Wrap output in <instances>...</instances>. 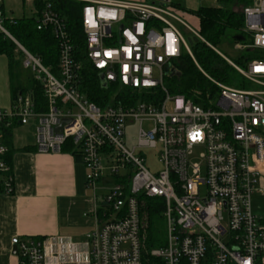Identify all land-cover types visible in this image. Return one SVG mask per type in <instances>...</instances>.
<instances>
[{"label":"built area","instance_id":"built-area-1","mask_svg":"<svg viewBox=\"0 0 264 264\" xmlns=\"http://www.w3.org/2000/svg\"><path fill=\"white\" fill-rule=\"evenodd\" d=\"M30 1L44 2L36 26L49 28L57 40V73L43 67L5 30V21L13 23L14 18L5 17L0 0V33L23 54L21 65L41 85L45 100V111H37L30 93L18 94L9 110L0 109V194L14 191L4 131L31 121L35 151L61 154L70 141L87 171V188L96 192L100 183L104 194L94 210L96 216L100 209V222L79 242L14 236L10 244L18 264H264V220L252 208L253 197L264 196V57L240 67L206 44L259 88L239 91L210 80L217 97L203 107L171 96L163 83L165 66L173 68L183 50L192 58L178 26L200 39L171 7L68 0L83 4L85 56L107 86L163 93L157 105L99 108L78 91L81 66L65 23L48 0ZM209 1L217 6L219 0ZM242 15L241 33L250 42H238L236 49L264 52V0L244 7ZM129 125L138 126L131 152L124 147ZM144 150L157 151L158 173L146 168ZM127 176V185L115 181ZM103 178L111 184H101ZM154 198L161 200L165 243L144 257V200Z\"/></svg>","mask_w":264,"mask_h":264},{"label":"trees","instance_id":"trees-1","mask_svg":"<svg viewBox=\"0 0 264 264\" xmlns=\"http://www.w3.org/2000/svg\"><path fill=\"white\" fill-rule=\"evenodd\" d=\"M48 2L51 4L52 10L65 23L67 32L70 35L74 57L81 66L78 91L87 101L99 108L109 104L129 108L137 103L157 105L163 99V93L159 89L132 90L120 87L118 84H109L106 89L101 88L98 79L99 74L93 69L85 56V36L80 22V12L83 4L68 0H48ZM253 3L254 0H219L217 6H204L196 11L187 12L197 21L196 32L200 39L197 38V41L189 48L193 59L183 50L180 58L171 64L179 76L166 77L168 80L166 89L170 95L182 96L184 99L191 100L193 104L208 107L218 93L217 87L210 80L235 90H250L251 84L206 44L216 48L225 32L233 31L236 42L248 45L250 41H246V36L241 33L244 23L242 9L251 6ZM43 4L42 1H34L32 5L35 14L29 17L14 18L13 23L6 20L4 28L26 52L39 59L42 66L50 69L55 75L58 61L57 40L49 28L38 30L36 26V20ZM171 8L180 18L182 17L178 11H182V9L178 5H172ZM239 38H243V40H237ZM245 52L248 53L245 57L234 61L237 66L245 67L248 62L264 57V52L248 50ZM16 54L21 62L23 54L11 40L0 33V56H5L8 59L12 103L18 94L30 93L36 110L45 111V100L39 83L32 79L28 87H22L14 83L16 80L13 69L18 67L15 60ZM16 127L4 131L5 144L9 149L5 159L10 166L13 153L11 137L12 131ZM61 153L71 155L75 162H81L77 148L73 147L70 141L62 147ZM127 178L128 176L123 177L121 181L116 178L115 181L127 185ZM144 202L141 245L143 256L148 257L151 250L164 245L165 238L163 230L158 224L162 221L161 200L157 198L145 199ZM96 217L100 221V209L97 211Z\"/></svg>","mask_w":264,"mask_h":264},{"label":"crops","instance_id":"crops-1","mask_svg":"<svg viewBox=\"0 0 264 264\" xmlns=\"http://www.w3.org/2000/svg\"><path fill=\"white\" fill-rule=\"evenodd\" d=\"M116 1L169 7L178 5L182 9L178 10L181 20L196 31L197 21L187 12L206 6L203 3L208 0ZM31 11L30 1L28 17ZM11 141L14 191L9 196L0 194V264H18L14 247L10 244L14 236H60L79 242L100 222L94 215L100 202V183L96 192L87 188V171L81 162H75L69 154L37 153L34 128L32 140L16 145L12 135Z\"/></svg>","mask_w":264,"mask_h":264},{"label":"rangeland","instance_id":"rangeland-1","mask_svg":"<svg viewBox=\"0 0 264 264\" xmlns=\"http://www.w3.org/2000/svg\"><path fill=\"white\" fill-rule=\"evenodd\" d=\"M255 2H259L260 0H254ZM203 5L206 6H215L212 4L209 0L205 1ZM4 7H5V17L7 18H18L23 16H28V11L30 8V0H5L4 1ZM189 26V25H188ZM190 27V26H189ZM182 38L184 40V43L187 45L188 48H190L196 41L197 37H195L193 34L187 32L185 28L182 26H178ZM191 28V27H190ZM235 33L233 31H226L223 37L220 39L219 44L216 46V50L222 54L225 58L228 60L234 62L239 60L241 57H245L248 53L245 51L237 50L236 49V42L234 39ZM249 40L246 37V41ZM16 65H18L17 68L13 69V73L15 76L14 81L15 84H19L22 87H28L31 79L32 74L29 70H25L21 62L19 61L20 58L16 54L15 56ZM167 76H164L163 83L166 87L168 84V80L166 78ZM169 77V76H168ZM11 83L9 78V69H8V59L5 56H0V109L1 110H9L11 108L12 104V95H11ZM259 87L250 85V90L258 89ZM173 96V95H171ZM147 125H144V128H147ZM18 128V127H17ZM34 128V123L31 121L27 126L21 127L19 126L18 129H14L13 131V142L17 144H21L23 142H27L29 140H32V132ZM137 131L138 126L137 125H129L127 126L125 130V137H124V147L127 151H132V148L136 146V138H137ZM22 142H21V141ZM139 153V151L136 152V155ZM145 157V166L146 168L153 174H156L160 171L161 167L158 164V153L156 150H144L142 152ZM124 174V173H123ZM111 184V181L108 178H103L101 184ZM261 189H264V173L260 184ZM104 192L100 190V195H103ZM252 208L254 215L264 220V196H255L252 199ZM159 226L163 230L164 238L166 235V223L162 219L160 221Z\"/></svg>","mask_w":264,"mask_h":264},{"label":"water","instance_id":"water-1","mask_svg":"<svg viewBox=\"0 0 264 264\" xmlns=\"http://www.w3.org/2000/svg\"><path fill=\"white\" fill-rule=\"evenodd\" d=\"M237 40L242 41L243 38H239ZM164 73H165L166 76H169V77H173V76L178 77L179 76V74L175 71V69L170 68V65H166L165 66ZM98 79H99L101 88L106 89L107 88V83H106V81L104 79V76L102 74H99L98 75ZM64 122L66 124H70V121H68V120L64 121ZM57 131H58V127L55 128V132H57ZM13 253L16 254V248L15 247L13 248Z\"/></svg>","mask_w":264,"mask_h":264},{"label":"snow or ice","instance_id":"snow-or-ice-1","mask_svg":"<svg viewBox=\"0 0 264 264\" xmlns=\"http://www.w3.org/2000/svg\"><path fill=\"white\" fill-rule=\"evenodd\" d=\"M105 55H110L109 53H106ZM125 70L127 71V67L125 68ZM194 136L195 135H198V134H193Z\"/></svg>","mask_w":264,"mask_h":264}]
</instances>
